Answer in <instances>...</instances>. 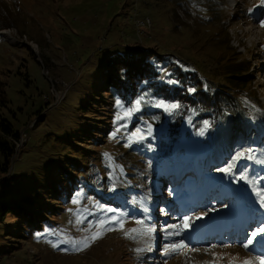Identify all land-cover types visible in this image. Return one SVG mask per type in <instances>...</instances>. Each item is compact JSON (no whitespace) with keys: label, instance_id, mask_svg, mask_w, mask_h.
<instances>
[{"label":"rangeland","instance_id":"1","mask_svg":"<svg viewBox=\"0 0 264 264\" xmlns=\"http://www.w3.org/2000/svg\"><path fill=\"white\" fill-rule=\"evenodd\" d=\"M170 1L0 0L6 7L3 16L8 15L0 19L7 23L0 28V116L19 133L17 138L7 137L15 152L6 171L0 166V201L7 205L5 215L0 216V264H242L245 260L264 264V236L258 235L249 248L243 247L251 232L264 226V208L258 195L264 193V163L257 162L264 161V134L263 140H248L217 158L214 146L201 138L210 133L209 127L199 135L204 121L193 125L185 120L178 129L186 133L179 132L172 140L165 138L164 144L151 141L157 140L156 136L151 138L152 133L164 132L163 122L148 120L134 127L141 107L160 99L139 93H131L130 99L123 91L131 84L115 96L106 91L94 95L100 98L97 104L104 96L103 110L81 107L89 93L99 91V69L106 60L116 70L127 72L120 63L125 60L117 52L135 44L151 46L142 51V57L155 52L172 54L182 64L192 61L199 75L214 78L233 95L240 94L242 108L258 105L264 110V0H191V5L202 8L203 15H189ZM143 21L142 34L137 27ZM218 22L229 40L228 49L220 44V54L209 36ZM193 29L200 34H191ZM224 34L219 29L215 37L222 39ZM162 54L157 57L169 56ZM217 59L220 62L216 64ZM164 65L176 68L171 59ZM238 65L245 66L247 72L230 79V73L224 71H236ZM64 84V96H55L51 89L61 91ZM141 98L138 110L117 119ZM263 110L247 117L264 126ZM84 133L89 142L83 139ZM133 133L144 138L137 139ZM18 138L24 141L16 147L13 140ZM179 148L200 157V169L193 167L195 173L189 172L190 167L181 169L183 175L193 176L190 182L181 174L169 173L173 186L179 187L170 190L175 201L167 204L162 200L169 190H163L168 173L164 175L156 166L170 162L164 152ZM248 148L254 150V160H240L231 174L218 171L237 151ZM129 156L131 160L125 163ZM71 157L81 162L73 164ZM142 158L153 164V172L130 175L126 165L135 166L134 160ZM241 171L246 179H239ZM181 176L186 183L180 182ZM53 179L60 188L59 198L48 185ZM102 180L108 189L92 195L97 191L96 182ZM126 189L133 191L128 203L135 200L138 204L133 217L121 210V202L123 209L126 207ZM112 191L116 195H106ZM113 199L117 203L103 204ZM56 205L61 208H54ZM109 208L114 211H106ZM213 208L216 210L210 211ZM113 216L120 224L111 220ZM186 216L192 218L190 226L179 236L166 237V232L184 228ZM102 218L110 221L103 228L99 223ZM137 220L144 223L137 224ZM146 227L154 232L148 233ZM133 228L139 231L125 236ZM98 231L102 235L91 239ZM86 237L88 246L83 247ZM193 237L198 241L191 240ZM181 240L184 246L164 255L165 245ZM73 241L81 250H73ZM137 248L146 250L138 253Z\"/></svg>","mask_w":264,"mask_h":264},{"label":"trees","instance_id":"2","mask_svg":"<svg viewBox=\"0 0 264 264\" xmlns=\"http://www.w3.org/2000/svg\"><path fill=\"white\" fill-rule=\"evenodd\" d=\"M170 3L176 6L179 5L183 7V9L186 10L189 15H203L202 8L199 9L191 5V0H171ZM259 5L262 6L261 3ZM4 13H6V7L5 4L2 3L0 5V19L8 18V15H6L5 17L3 16ZM5 25H7V23L2 20L0 22V28L4 27ZM219 29H222L224 34V28L222 24L218 22L215 27V32L213 34H209V36L213 49L216 53L220 54V44L222 45L223 49L224 47L227 48L229 40L226 34H224V37L222 39L216 38L217 36L215 37L216 31ZM137 32L136 34H138ZM198 32L193 29L191 31V34L196 36L200 34V32ZM131 41L133 40L128 41V43ZM150 47L151 46L144 47L135 44H128L122 50L123 52H117V54H121V57L125 60V62L122 61L120 63L125 64L124 68H126L127 72H125V70H116L113 66H110V63L106 60V63L99 69V82H101V84L97 83V86L100 87L98 88L99 91L95 92L96 94L94 92L92 94L89 93L88 96L85 97V99L82 101L81 107L86 110H94L95 106L96 110H103L101 107L104 96L101 99L100 104H97V101L100 98H96L94 95H101L103 91H106L108 95L111 94L115 96L117 94V91L120 92V88H126V84H131V86L123 91V93L126 94L130 99L132 98V96H129L131 93H139L143 94L149 99L158 97L166 104L175 103L180 106L172 112H167L163 108L156 107L155 104H145L141 107V110L133 120L132 125L134 127H136L137 124L141 126V123L145 124L148 120H156L166 124L164 132L159 130L158 132H154L151 134V138L154 136L157 137V140L151 139V141H153L154 143L160 142L164 144L165 138L172 140L173 136L177 133H186V131H180L178 129L180 126L184 125L185 120L190 121L193 125H196L200 121L209 122L208 127L210 133L205 134L201 138H203V141H208L210 145L214 146L213 153L217 158H219L221 154L234 152L235 149H239V147L248 140H251L254 143L263 140L261 136L264 134V126L261 124H256V121H251L247 117V114H252L254 112L257 113L258 110H263L262 107L257 105L250 109L242 108L238 100V98H240V94L237 93L233 95L230 93V91L221 88L220 86L224 87V84L218 82L214 78L206 77L205 75H199L197 72L198 69L194 67L192 61L190 60L189 61L191 63L185 61V63L182 64V61L175 58V56H173L172 54H162L155 52H151L147 56H140L144 49H148ZM124 52H126L127 55H125ZM157 54L169 56L167 58H164L165 56L160 58L157 57ZM132 56H135V58L131 59L130 57ZM167 59H171V66H174V68L176 67L175 70H171L172 68H168V65H164ZM110 60L113 61L114 57L112 56ZM241 60L242 59H240V61ZM218 62H220V60L217 59L215 63L217 64ZM238 67L239 68L236 71L224 72L230 73L228 77L231 79L237 75H244L248 70L245 66L238 65ZM220 68L223 69L224 65L220 66ZM227 68L228 64L225 66V69ZM220 74H222V70L218 73V75ZM246 76L247 75H245L243 78H246ZM147 112L152 114V117H149L147 115ZM95 134L101 135V133L98 131H95ZM10 135L16 136L15 138H17L19 133L13 131L10 125L5 122V119L0 116V155H2L3 157V163H1L0 166L5 171L9 165L11 156L15 152L13 144L9 140H7V137ZM81 135H83L82 137L84 140L89 142L88 138L86 137V133ZM147 146L139 147H141V149L148 150ZM139 151H141L142 153L147 152L145 150ZM164 153L168 154L166 158L169 159L170 162L166 165L165 162L157 164V166L155 165L163 172H170L174 170L180 173V170L184 166H192L197 171L200 169L197 160L200 157L185 152L183 148L167 150V152ZM70 159L73 164H76V162H81L76 161L77 158L71 157ZM129 160H131V156L127 157L124 162L127 163ZM134 164L135 166L126 165V170L130 175H133L137 172H153V164H149V161L145 158L134 160ZM194 168L192 169L196 171ZM61 173L64 174V172ZM187 180L193 181L194 179L190 177L187 178ZM48 185H51L54 194L59 198L60 188L59 186H56V180L53 179L49 181ZM95 185L97 191L92 195L101 194V192L107 190L109 187L107 182H103V180L102 183L101 181H97ZM151 187L153 188V186ZM111 193L112 194L106 195H116L117 192L112 191ZM125 193L124 205L126 207L125 209H123V202H121V210L127 217H133L134 208H136L138 204L135 200L132 203H128V198L133 195V191L131 189H126ZM103 195H100L99 197L104 198ZM115 199L107 202L106 204H103L106 206L115 204L117 203ZM34 204V206H38L37 203ZM6 206L7 205L3 203V201H0V216L5 215ZM53 207L57 209L61 208L57 205ZM47 212L48 210L43 213ZM40 213L42 212H34V214ZM31 216L32 212L29 215V218ZM149 241L150 239L147 241V245L150 244Z\"/></svg>","mask_w":264,"mask_h":264},{"label":"snow or ice","instance_id":"3","mask_svg":"<svg viewBox=\"0 0 264 264\" xmlns=\"http://www.w3.org/2000/svg\"><path fill=\"white\" fill-rule=\"evenodd\" d=\"M251 11V9L249 10ZM141 99H138L136 102H135V105L133 106V108L131 109H128L127 111H125L123 113V116H118L117 119H122V118H125V117H129L133 111H136L138 110L139 108V105L141 104ZM119 101H117V104L119 105ZM155 106L156 107H160V108H163L165 111L167 112H172L173 110L179 108L180 106L178 104H175V103H171V104H166L163 100H158V101H155ZM209 126V122L208 121H204V128H202L199 132V135H203L204 134V129H206L207 127ZM119 130V129H118ZM141 130L138 129L137 130V133H139ZM148 132L149 134L151 133V125L149 124L148 125ZM137 133H133L132 136H136L137 139H143L144 137L141 135V136H137ZM115 135V134H113ZM130 142H131V137L129 138ZM242 159H248V160H254L255 159V153H254V150L251 149V148H248V149H244L242 151H237L234 155H232L230 161L228 162L227 166L226 167H223V168H219L218 171L222 172V173H226V174H231L232 171H233V168L236 167L237 163L242 160ZM258 163H264V161H257ZM122 171V170H121ZM246 174L241 171L240 172V175H239V179H246ZM248 183H252L251 180L248 181ZM258 195L261 196V199H260V205L262 208H264V193H259L258 192ZM74 202H78V201H74ZM98 207L103 210L104 209V206L103 205H98ZM146 210V209H145ZM216 209L213 208V209H210V211H215ZM106 211L108 212H112L114 211L113 209H107ZM163 211V209H162ZM204 215V214H202ZM201 217H196V219H200ZM112 221H115L117 224H120V221L119 219L116 217V216H113L111 218ZM192 220L191 217H184V228L181 229L180 231H176V232H166L165 235L166 237H169V236H173V235H176V236H179L181 234V232L185 229H187L189 226H190V221ZM78 222H80L78 220ZM100 223V227L103 228L106 224H109L110 221L108 220H105V219H101V221L99 222ZM137 224H143L144 221L142 220H137L136 221ZM171 228H176L177 226L176 225H171L170 226ZM148 233H152L154 232V229L152 227H146L145 229ZM139 230L136 229V228H133V229H129L127 232H125V236H129L130 233H137ZM100 235H102V232L98 231L97 233L93 234V236L91 237V239H96L98 238ZM258 235H262L264 236V226H260L258 227L256 230L252 231L251 232V238H249L247 240V242L245 244H243V247L244 248H249L252 244H253V238L257 237ZM87 240L88 238L86 237L85 240L83 242H81L83 244V247H87ZM72 244V248L73 250H76V251H79L81 250V248L77 245L76 242H71ZM181 246H184V241L181 240L179 242V244H176V243H173L171 245H165V252H164V255H169L170 251H176L178 250L179 247ZM53 247H57V244H53ZM64 251H67L68 249H62ZM146 249H143V248H137L136 251L138 253L140 252H143L145 251ZM150 250V249H148ZM242 264H251V262L249 260H245L242 262Z\"/></svg>","mask_w":264,"mask_h":264},{"label":"built area","instance_id":"4","mask_svg":"<svg viewBox=\"0 0 264 264\" xmlns=\"http://www.w3.org/2000/svg\"><path fill=\"white\" fill-rule=\"evenodd\" d=\"M142 19H144V18H142ZM146 24V22H141V26H138V30L139 29H141V31H142V34L145 32L144 30H143V27L144 26H146L145 25ZM143 26V27H142ZM142 27V28H141ZM52 91H53V93L55 94V96H58V95H64L65 94V92H66V87H65V84H64V88H63V90H59V91H56L54 88H52L51 89ZM30 124V123H29ZM31 125V124H30ZM24 135V134H23ZM24 137V136H23ZM19 139H17V140H14V142H15V144H16V147H19L20 146V144H22V142L24 141L23 139H21V140H19Z\"/></svg>","mask_w":264,"mask_h":264},{"label":"bare ground","instance_id":"5","mask_svg":"<svg viewBox=\"0 0 264 264\" xmlns=\"http://www.w3.org/2000/svg\"><path fill=\"white\" fill-rule=\"evenodd\" d=\"M253 8H257L256 7V5H254V7ZM8 30H10V29H8ZM11 31V30H10ZM25 37V36H24ZM16 38V37H15ZM59 96V98H62L64 95H58ZM33 123H31V125H32ZM31 125H29V126H31ZM14 141V140H13ZM163 174L165 175V174H167V172H163ZM168 178H171V175L168 173ZM173 188H175V189H177L178 187L177 186H174ZM193 239H197L196 237H193Z\"/></svg>","mask_w":264,"mask_h":264}]
</instances>
